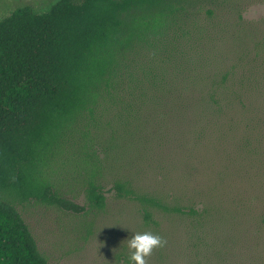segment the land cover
I'll list each match as a JSON object with an SVG mask.
<instances>
[{"label":"rangeland","instance_id":"374dc122","mask_svg":"<svg viewBox=\"0 0 264 264\" xmlns=\"http://www.w3.org/2000/svg\"><path fill=\"white\" fill-rule=\"evenodd\" d=\"M54 1L0 0V18ZM197 12L193 73L221 84L223 110L179 103V84L169 83L128 122L103 117L89 139L105 207H90L67 160L55 183L79 209L35 200L18 208L49 264H129L127 238L138 232L164 241L146 264H264V0H204ZM117 182L185 213L154 210L147 222L141 204L117 196Z\"/></svg>","mask_w":264,"mask_h":264},{"label":"trees","instance_id":"16d2710c","mask_svg":"<svg viewBox=\"0 0 264 264\" xmlns=\"http://www.w3.org/2000/svg\"><path fill=\"white\" fill-rule=\"evenodd\" d=\"M203 1L55 0L43 12L24 5L0 18V264H49L18 208L35 200L79 209L55 183L67 160L90 207H105L89 138L107 114L128 122L147 93L158 101L169 83L179 84V103L223 110L221 84L193 73ZM191 89L198 94L186 95ZM115 190L141 204L147 222L154 210L185 213L128 182Z\"/></svg>","mask_w":264,"mask_h":264},{"label":"clouds","instance_id":"9594fccd","mask_svg":"<svg viewBox=\"0 0 264 264\" xmlns=\"http://www.w3.org/2000/svg\"><path fill=\"white\" fill-rule=\"evenodd\" d=\"M130 249L129 264H146V258L154 248L161 246L164 241L158 235L150 232H138L127 238Z\"/></svg>","mask_w":264,"mask_h":264}]
</instances>
